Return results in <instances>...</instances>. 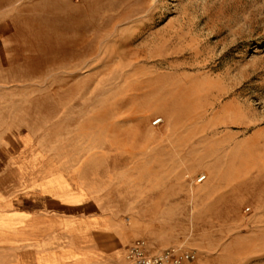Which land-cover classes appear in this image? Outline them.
I'll return each instance as SVG.
<instances>
[{"label":"rangeland","instance_id":"rangeland-1","mask_svg":"<svg viewBox=\"0 0 264 264\" xmlns=\"http://www.w3.org/2000/svg\"><path fill=\"white\" fill-rule=\"evenodd\" d=\"M29 163L133 242L264 264V0H0V201Z\"/></svg>","mask_w":264,"mask_h":264},{"label":"crops","instance_id":"crops-1","mask_svg":"<svg viewBox=\"0 0 264 264\" xmlns=\"http://www.w3.org/2000/svg\"><path fill=\"white\" fill-rule=\"evenodd\" d=\"M11 190L0 201V264H128L132 232L101 191L31 163Z\"/></svg>","mask_w":264,"mask_h":264},{"label":"built area","instance_id":"built-area-1","mask_svg":"<svg viewBox=\"0 0 264 264\" xmlns=\"http://www.w3.org/2000/svg\"><path fill=\"white\" fill-rule=\"evenodd\" d=\"M160 119L154 120L159 124ZM205 175L197 178V182H203ZM128 264H204L199 252L193 248L180 245H172L158 250H152L144 238L136 239L127 250ZM219 264V263H213Z\"/></svg>","mask_w":264,"mask_h":264},{"label":"bare ground","instance_id":"bare-ground-1","mask_svg":"<svg viewBox=\"0 0 264 264\" xmlns=\"http://www.w3.org/2000/svg\"><path fill=\"white\" fill-rule=\"evenodd\" d=\"M76 19V17L74 16V15H70V20L71 21H74ZM76 21V20H75ZM63 42H65V41H63ZM194 191V190H193ZM3 220V218L2 219H0V221H2ZM4 222L6 223V220H4Z\"/></svg>","mask_w":264,"mask_h":264}]
</instances>
